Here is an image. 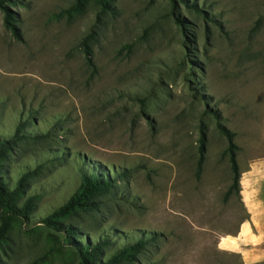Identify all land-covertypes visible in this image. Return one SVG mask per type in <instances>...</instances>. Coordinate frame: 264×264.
I'll return each instance as SVG.
<instances>
[{"label": "rangeland", "instance_id": "1", "mask_svg": "<svg viewBox=\"0 0 264 264\" xmlns=\"http://www.w3.org/2000/svg\"><path fill=\"white\" fill-rule=\"evenodd\" d=\"M75 1L12 0L21 39L0 5V140L28 136L3 173L11 189L29 174L19 204L33 200L8 234L4 264H79L59 244L62 225L100 242L105 263L144 239L136 258L114 264H264V237L241 231L264 233L242 198V185L255 186L264 201V0H117L116 17L93 4L70 14ZM94 31L95 73L82 46ZM219 125L235 135L241 172L227 201ZM81 170L111 180L98 209L48 227Z\"/></svg>", "mask_w": 264, "mask_h": 264}, {"label": "trees", "instance_id": "2", "mask_svg": "<svg viewBox=\"0 0 264 264\" xmlns=\"http://www.w3.org/2000/svg\"><path fill=\"white\" fill-rule=\"evenodd\" d=\"M183 2L184 4H187L185 1ZM10 3H12V0H0V5L5 12V18L7 20L9 28L17 39H21L20 35L18 34L17 27L14 23L15 19L7 7V5H9ZM90 4L97 6L100 10V14L109 13L114 17L119 14V9L117 8V0H76L74 5L68 12L70 14H82L87 10ZM189 7L198 10L195 5H191ZM177 23L184 27V21L182 19H177ZM95 42L96 32L94 31L90 33L82 43L86 64L90 69H92L94 73L97 72L92 45ZM219 128L222 130L228 140L227 154L229 155V162L232 173V182L224 197V200L227 201L233 194H240L241 172L237 161L238 146L234 142L235 135L221 125H219ZM27 138V135H20L17 132L15 137L11 140H0V264H4V245L8 240V234L10 230L16 222L28 221L33 212L32 199H29L23 206L19 204L20 198L25 193L24 182L30 175H24L23 179L18 183L17 187L11 189L3 173V164L9 156V152L13 150L18 141ZM36 138L40 140L44 137L40 136ZM206 153V146L204 141L202 140L199 146V158L197 162L196 175L198 180L201 178L203 172ZM80 178V188L73 194V196L67 201L64 206H62L53 214V216H50L48 219L44 220V223L48 227L53 226L54 218H66L76 213H86L98 209L100 205V199L97 198L100 194L102 195V193H105L109 189L111 180L109 178L101 177L100 175L95 173H88L85 170L80 171ZM56 232L59 234V236L63 237V240L59 241V244H61L62 246L67 245L70 249L74 250L77 253L80 258L79 264H114L116 260H123L127 257H129L130 259L136 258L140 250L147 244L146 240L141 239L137 243L124 248V250H122L114 260H110L108 263H105L97 260L96 258V256L100 252V242L86 244L78 239L77 235H79V233L75 229L64 225L58 227L56 229Z\"/></svg>", "mask_w": 264, "mask_h": 264}, {"label": "crops", "instance_id": "3", "mask_svg": "<svg viewBox=\"0 0 264 264\" xmlns=\"http://www.w3.org/2000/svg\"><path fill=\"white\" fill-rule=\"evenodd\" d=\"M257 189L255 188V186H252V188H247V185H242V198L248 208V212L250 213V217L252 219V222L254 221H260V227L257 228V231H262L261 229V225H262V221H264V201L262 198H260V195H258L257 198ZM261 200V201H260ZM249 223H244L242 224V236H244L245 238L247 237V235H249L250 238H253L254 240H260L261 238L264 237V233L260 234L261 237L253 236L251 235L250 231V227H249ZM264 231V230H263ZM264 240V238H263ZM258 259H261L260 255H255ZM255 256L253 255V253L248 254V261L249 262H253L255 259ZM264 256V255H263Z\"/></svg>", "mask_w": 264, "mask_h": 264}]
</instances>
